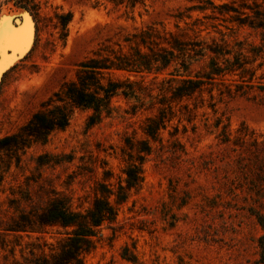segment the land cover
I'll return each instance as SVG.
<instances>
[{
  "label": "rangeland",
  "instance_id": "1",
  "mask_svg": "<svg viewBox=\"0 0 264 264\" xmlns=\"http://www.w3.org/2000/svg\"><path fill=\"white\" fill-rule=\"evenodd\" d=\"M42 1L47 2L45 17L61 8L73 14V21L66 46L53 47L57 31L48 25L32 52L36 37L30 17L0 0V25L17 26L24 20L29 33L27 47L7 49L0 57V139L19 132L43 104L55 100L63 85L75 80L81 63L103 43L117 48V43L151 26L174 31L181 14L191 16L179 22L181 27L198 18L202 28H208L203 37L210 32L222 43L216 27L234 52L241 46L258 50L263 43L261 32L248 25L252 11L244 9L250 16L246 18L223 15L220 7L243 10L255 3L262 6V0H138L134 11L116 8L107 0ZM247 56L251 72L246 82L239 76L229 78L240 92L229 95L227 84H219L213 98L206 92L190 102L199 107L192 123L185 121L178 135L171 137L178 125L175 119L162 133L163 142L153 144L142 186L118 206L116 220L98 230L93 248L82 256L84 264H264L259 243L264 232L252 215H264V199L251 194L237 165V152L222 143L214 127L220 120L236 135L244 124L264 137V59ZM172 71L157 78L117 73L122 80L142 81L140 104L115 98L114 116L94 125L89 122L92 111L74 109L66 129L52 132L45 144H33L21 154L20 163L12 160L8 173L3 171L10 163L1 156L0 264L23 263L33 248L49 252L65 237L66 231L59 227L20 236L7 232L19 212L43 207L55 195L67 199L73 210L85 212L101 184L118 189L125 178L126 140L144 139L143 123L158 108L151 96L156 97L161 80Z\"/></svg>",
  "mask_w": 264,
  "mask_h": 264
},
{
  "label": "trees",
  "instance_id": "2",
  "mask_svg": "<svg viewBox=\"0 0 264 264\" xmlns=\"http://www.w3.org/2000/svg\"><path fill=\"white\" fill-rule=\"evenodd\" d=\"M107 1L116 8L125 7L131 11L141 3L138 0ZM5 2L12 3L15 9L25 11L32 18L36 37L32 52L38 46L41 32L48 25H52L57 31L53 47L56 48L58 43L62 47L66 46L69 26L73 21L71 12L56 8L52 16L45 17L43 9L47 5L46 1ZM262 4L261 6L255 3L253 8L244 6L243 10L230 8L226 4L220 6L224 9L223 15L234 13L236 16L250 18L244 9L252 11L253 20L248 25L261 32L263 41L258 50H248L241 46L242 48L239 47L234 52L231 44L225 39V34L216 27L215 32L222 36V43H218L210 32L207 37H203L202 33L208 28L203 29L198 18L181 27L179 22L186 18L191 19V16L181 14L177 17L174 31L151 26L117 43V48L103 43L81 63L75 80L65 83L55 95V100L51 99L43 104L19 132L0 139V158L5 156L10 163L3 172L8 173L12 160L20 163L21 154L33 144H45L52 132L66 129L74 109L92 111L89 122L94 125L97 120L114 116L118 109L113 102L115 98L123 97L140 104V97L143 95L140 90L142 81H132L130 78L122 80L117 77V73H147L155 74L157 78L171 68L173 70L161 80L156 97L151 96L153 100L158 101L155 104L158 108L156 114L146 118L143 123L144 139L139 142L129 138L126 140L124 151L128 153V159L125 160L127 165L123 172L124 182L120 183L118 189L101 184L85 212L73 210L67 199L56 195L49 197L43 207L35 205L29 212H19L12 225L5 229L7 232L20 236L44 233L49 227H59L66 233L57 247L51 245L49 252L43 248L37 252L38 250L33 248L31 256H23V263L17 264H84L82 256L93 248V239L97 237L98 230L104 224L114 222L118 216V206L128 200L133 190L142 186L146 158L153 153L154 143L163 142L162 133L168 131L172 122L177 119L175 133L170 132L171 137H176L179 125L185 121L192 123L195 111L199 108L195 105L191 107L190 102L206 92L213 98L214 89L219 84H227L229 95L240 92L239 86L233 89L234 84L229 78L239 76L243 79L242 83L246 82L244 79L251 72L248 68L251 64L248 62V53L254 58L264 59V0ZM199 10L204 11L205 8ZM240 24L246 25L243 22ZM253 77L254 75L251 79ZM134 111L132 115L138 113ZM183 127L186 128L185 125ZM214 127L219 131L218 138L222 143L237 152V165L241 167L244 177H247L245 182L249 185L251 194L264 199V137L244 124L236 131V135L232 134L229 124L222 125L220 120H217ZM176 139L180 143L179 138ZM1 175L2 173L0 177ZM252 215L264 232V215L259 212H253ZM259 243L264 250V235L259 239Z\"/></svg>",
  "mask_w": 264,
  "mask_h": 264
},
{
  "label": "snow or ice",
  "instance_id": "3",
  "mask_svg": "<svg viewBox=\"0 0 264 264\" xmlns=\"http://www.w3.org/2000/svg\"><path fill=\"white\" fill-rule=\"evenodd\" d=\"M29 33L27 30H14L0 25V57L6 54L7 49L21 50L27 47Z\"/></svg>",
  "mask_w": 264,
  "mask_h": 264
},
{
  "label": "water",
  "instance_id": "4",
  "mask_svg": "<svg viewBox=\"0 0 264 264\" xmlns=\"http://www.w3.org/2000/svg\"><path fill=\"white\" fill-rule=\"evenodd\" d=\"M28 16L30 17L29 14H28ZM30 21H31V24L33 25V28H34V23H33V20H32L31 17H30ZM7 28H11V29H14V30H17V31L27 30V25H26V22L24 20H20V21H17V26H11L10 27L9 24H8ZM34 32H35V28H34Z\"/></svg>",
  "mask_w": 264,
  "mask_h": 264
},
{
  "label": "bare ground",
  "instance_id": "5",
  "mask_svg": "<svg viewBox=\"0 0 264 264\" xmlns=\"http://www.w3.org/2000/svg\"><path fill=\"white\" fill-rule=\"evenodd\" d=\"M7 23V21L6 20H4V24H6ZM7 26V25H6Z\"/></svg>",
  "mask_w": 264,
  "mask_h": 264
}]
</instances>
